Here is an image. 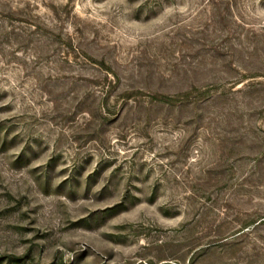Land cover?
Returning a JSON list of instances; mask_svg holds the SVG:
<instances>
[{"label":"rangeland","instance_id":"obj_1","mask_svg":"<svg viewBox=\"0 0 264 264\" xmlns=\"http://www.w3.org/2000/svg\"><path fill=\"white\" fill-rule=\"evenodd\" d=\"M0 264H264V0H0Z\"/></svg>","mask_w":264,"mask_h":264}]
</instances>
